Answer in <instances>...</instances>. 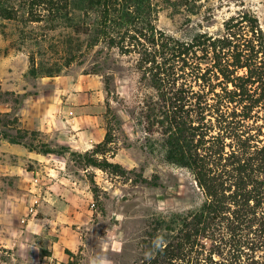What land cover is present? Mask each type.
<instances>
[{
	"label": "trees",
	"instance_id": "obj_1",
	"mask_svg": "<svg viewBox=\"0 0 264 264\" xmlns=\"http://www.w3.org/2000/svg\"><path fill=\"white\" fill-rule=\"evenodd\" d=\"M198 1L0 0V18L65 25L86 36L88 48L103 44L136 58L139 82L151 90L141 98L138 124L163 138L166 161L191 174L202 201L183 214L152 216L135 264H264V32L249 10L226 19L220 34L188 41L157 26L163 8L188 12ZM17 133L4 137L30 152L78 156L24 141L36 131ZM109 143L106 134L89 157ZM88 165L120 169L97 158Z\"/></svg>",
	"mask_w": 264,
	"mask_h": 264
},
{
	"label": "rangeland",
	"instance_id": "obj_2",
	"mask_svg": "<svg viewBox=\"0 0 264 264\" xmlns=\"http://www.w3.org/2000/svg\"><path fill=\"white\" fill-rule=\"evenodd\" d=\"M197 4L200 7L188 12L163 8L157 26L169 36L188 41L198 33L220 34L226 19L239 10H249L264 32V0H199ZM87 44L86 36L74 34L65 25L52 29L44 23L0 18V146L8 142L4 136H18L24 99L36 93L42 77L50 73L69 75L72 81L84 76L92 79L99 100L94 101L92 114L111 143L94 157H89L93 149L86 155H63L68 161L66 172L82 179L81 190L91 194V212L81 226L66 218L69 236L78 235L79 247L61 251L62 259L56 256L53 263L100 264L106 260L135 264L142 256L140 242L152 216L192 211L201 204L202 194L186 169L166 161L163 138L145 133L138 124L141 98L151 90L139 82L136 58L120 56L103 44L94 48ZM22 87L25 92L21 93ZM24 141L38 144L46 139L37 134ZM1 152L0 264H32L24 250L11 247L17 240H28L17 232L15 218L28 203L20 201L29 192L28 181L19 180L24 173L21 168L29 170V163L15 164L12 155ZM91 158L120 169L92 167L88 165Z\"/></svg>",
	"mask_w": 264,
	"mask_h": 264
},
{
	"label": "crops",
	"instance_id": "obj_3",
	"mask_svg": "<svg viewBox=\"0 0 264 264\" xmlns=\"http://www.w3.org/2000/svg\"><path fill=\"white\" fill-rule=\"evenodd\" d=\"M19 92H25L23 87ZM35 92L24 99L20 109L19 122L23 129L36 131L46 142L65 146L76 154L90 153L103 142L105 133L92 114L94 103L99 101L95 99L97 84L94 87L92 79L84 76L83 80L72 81L69 75L44 76ZM0 151L12 155L15 164L29 163L30 167L21 168L24 173H20L19 182L24 184L27 179L29 192L20 201L28 203L15 218L17 232L27 235L28 240L12 242L11 247L24 250L28 263L55 264L54 257L62 259L63 250L72 252L79 247L77 233L69 236L67 219L85 225L91 212V194L81 190L82 179L66 172L68 161L63 155L30 152L22 145L5 141ZM38 212L42 216L37 218Z\"/></svg>",
	"mask_w": 264,
	"mask_h": 264
},
{
	"label": "clouds",
	"instance_id": "obj_4",
	"mask_svg": "<svg viewBox=\"0 0 264 264\" xmlns=\"http://www.w3.org/2000/svg\"><path fill=\"white\" fill-rule=\"evenodd\" d=\"M154 243H155L156 247L161 248V249L163 246H166V242L164 241L162 236H158L155 239ZM100 264H110V262L105 260V261H100Z\"/></svg>",
	"mask_w": 264,
	"mask_h": 264
}]
</instances>
